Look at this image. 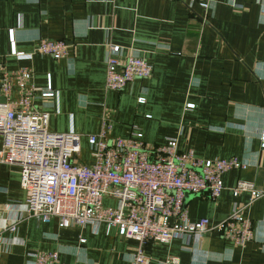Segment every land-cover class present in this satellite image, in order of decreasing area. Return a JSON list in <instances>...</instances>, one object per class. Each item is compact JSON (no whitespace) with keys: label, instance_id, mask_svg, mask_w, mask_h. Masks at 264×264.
<instances>
[{"label":"crops","instance_id":"0c3cea01","mask_svg":"<svg viewBox=\"0 0 264 264\" xmlns=\"http://www.w3.org/2000/svg\"><path fill=\"white\" fill-rule=\"evenodd\" d=\"M208 13L199 6L190 11L184 0H0L2 67H30L37 89L51 86L55 95L38 94L34 105L49 113L51 130L82 135V162H93L87 135L98 133L105 117L113 125L109 141L137 131L146 147L177 139L180 152L248 165L224 173L218 198L187 194L184 205L191 220L207 218L211 226L235 203L245 206L253 240L238 246L212 230L189 244L149 242L150 264L171 256L178 264H264V194L252 199L250 191L234 196L231 190L245 181L264 192V0H216ZM40 38L67 41L68 56L39 55ZM12 40L33 57L12 55ZM111 44L122 57L147 59L152 76L107 89ZM25 202L20 168L0 162V230L20 219L15 233L0 236V264H30L29 254L38 251H59L55 264H132L138 242L115 228L42 223L25 217ZM103 202L117 205L113 198Z\"/></svg>","mask_w":264,"mask_h":264},{"label":"built area","instance_id":"2783aa9c","mask_svg":"<svg viewBox=\"0 0 264 264\" xmlns=\"http://www.w3.org/2000/svg\"><path fill=\"white\" fill-rule=\"evenodd\" d=\"M184 1L190 11L199 6L209 14L216 0ZM68 48L65 40L40 38L36 52L61 59L68 56ZM120 51L119 45L109 46L107 89L119 91L135 79L152 76L153 66L147 59L135 54L122 57ZM11 54L21 60L33 57L18 51L13 40ZM0 70V97L5 99L0 101V162L20 168L21 186L26 192L25 217L46 224L57 220L60 228H98L102 224L115 228L120 236L138 242L132 264H150L144 246L154 241L170 244L181 238L189 244L212 230L238 246L253 240V225L244 215L245 206L235 203L227 218L211 226L207 218L191 220L184 205L187 194L207 192L211 198H218L225 189L224 173L246 168L245 162L237 158H197L192 151L180 152L177 139L146 147L137 140V131L129 138L109 141L113 125L104 117L100 131L87 135L93 158L87 164L80 160L82 135L73 130H51L49 113L34 105L38 94L43 98L55 95L51 86L37 89L30 67L8 71L0 63ZM231 190L234 196L250 191L252 199L264 194L245 181ZM106 197L115 199L117 205H105ZM19 222L16 218L5 223L0 236L15 233ZM29 256L30 264H55L59 251H38ZM178 263L175 256L165 261Z\"/></svg>","mask_w":264,"mask_h":264},{"label":"water","instance_id":"95a60500","mask_svg":"<svg viewBox=\"0 0 264 264\" xmlns=\"http://www.w3.org/2000/svg\"><path fill=\"white\" fill-rule=\"evenodd\" d=\"M0 101H1V102H4L5 99H4L3 97H0Z\"/></svg>","mask_w":264,"mask_h":264},{"label":"bare ground","instance_id":"6f19581e","mask_svg":"<svg viewBox=\"0 0 264 264\" xmlns=\"http://www.w3.org/2000/svg\"><path fill=\"white\" fill-rule=\"evenodd\" d=\"M126 138V137H125ZM228 189V188H227ZM109 198V197H108ZM223 239V238H222Z\"/></svg>","mask_w":264,"mask_h":264}]
</instances>
